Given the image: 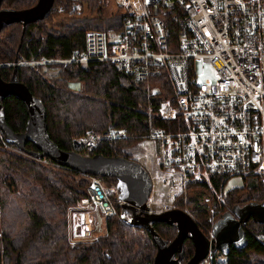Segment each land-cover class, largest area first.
Returning <instances> with one entry per match:
<instances>
[{"label": "trees", "instance_id": "trees-1", "mask_svg": "<svg viewBox=\"0 0 264 264\" xmlns=\"http://www.w3.org/2000/svg\"><path fill=\"white\" fill-rule=\"evenodd\" d=\"M36 2L3 0L2 6L22 10ZM106 5L105 0H54L47 17L25 26L15 22L4 27L0 32V73L6 81L15 73L42 99L48 132L60 148L75 150L73 139L89 131L100 135L107 129H123V138L101 140L93 150L79 152L130 158V148L149 140L151 120L157 126L168 122L156 112L149 115L147 111L151 100L155 106L163 100L174 101L166 73L151 77L153 88L149 91L144 83L135 82L109 60L86 64L38 62L70 58L83 51L89 30L118 32L122 15L118 12L107 16ZM84 6L90 10L89 15L82 14ZM63 12L80 17L52 24L54 15ZM76 82L81 83L80 90L71 87ZM2 103L6 122L14 131H24L28 118L25 103L15 96L5 97ZM26 148L38 150L30 141ZM94 178L115 188L111 197L116 213L106 216L105 233L91 240L75 239L72 213L85 208V201L91 203ZM254 178L253 184L227 192L228 206L233 209L245 202L264 201V187L259 178ZM116 182L114 176L86 174L58 165L49 157L41 159L22 152L9 144L0 130V264H154L157 248L150 231L126 224L120 217ZM192 205L209 226L221 218H210L207 207L198 206L194 198ZM217 212L219 215L223 211ZM154 227L168 241L177 234V228L168 223L154 222ZM247 228L264 231V223L251 218L245 224L248 245L242 249L231 247L228 264H250L255 260L250 261L246 250L261 251ZM193 253L194 244L188 238L180 264H185Z\"/></svg>", "mask_w": 264, "mask_h": 264}, {"label": "built area", "instance_id": "built-area-1", "mask_svg": "<svg viewBox=\"0 0 264 264\" xmlns=\"http://www.w3.org/2000/svg\"><path fill=\"white\" fill-rule=\"evenodd\" d=\"M114 2L122 15L118 32L89 30L83 51L38 62L109 60L149 91L151 77L166 73L174 101L155 106L151 100L147 107L149 115L156 112L168 122L148 135L158 153L149 171L152 190L145 212L181 208L209 240V251L198 264H228V254L213 245L214 225L198 216L191 200L206 206L210 218H222V213H233L226 199L229 179L256 177L264 187V0ZM124 136L123 129L100 135L89 131L75 137L73 146L77 151L93 150L100 140ZM92 186L91 203H98L107 216L115 214L110 199L114 188H103L97 178ZM216 208L225 211L215 215ZM72 218L73 237H88L92 212L76 209ZM247 229L264 252V231Z\"/></svg>", "mask_w": 264, "mask_h": 264}, {"label": "water", "instance_id": "water-1", "mask_svg": "<svg viewBox=\"0 0 264 264\" xmlns=\"http://www.w3.org/2000/svg\"><path fill=\"white\" fill-rule=\"evenodd\" d=\"M2 2L3 0H0V32L11 23L18 22L25 26L47 17L54 4V0H37L33 6L21 10L3 7ZM8 96H15L25 103L28 118L24 131H14L5 120L2 100ZM0 130L9 144L16 145L20 151L36 158L49 157L58 165L86 174L116 177L117 197L121 200L120 217L126 224L142 226L150 231L157 248L154 264H180L184 257V242L188 238L194 244V253L185 264H198L207 255V236L181 208L158 214L145 212L152 190V180L149 170L141 162L125 156H107L101 153L86 155L77 150L62 149L54 143L48 132L47 111L42 99L34 95L15 73L8 81L4 80L0 73ZM29 141L33 142L38 150L27 149L26 143ZM232 210L233 213L224 214L214 224L216 241L213 245L224 254H228L231 247H247L249 240L244 224L251 218L258 223H264V201L248 202L235 206ZM154 222L174 225L177 228L176 236L171 241L164 239L155 229Z\"/></svg>", "mask_w": 264, "mask_h": 264}, {"label": "rangeland", "instance_id": "rangeland-1", "mask_svg": "<svg viewBox=\"0 0 264 264\" xmlns=\"http://www.w3.org/2000/svg\"><path fill=\"white\" fill-rule=\"evenodd\" d=\"M105 2L107 4L105 7V14L107 16L114 15L115 13L119 12L118 6H116L114 0H105ZM81 12L83 15H89L90 14V10L86 6L83 7ZM77 17H80V16L63 12V13H58V14L54 15L51 22L54 25H60V24H63V22L67 23L69 21H72V19H74V18L77 19ZM28 62L31 63L30 61H28ZM207 71L210 72L211 68L207 67ZM71 87L73 89L80 90L81 83H79V82L72 83ZM157 153H158L157 145L154 141H151V140L141 142L140 144L129 149V157L133 158V159H137L138 161L142 162L144 164V166L149 171L155 165ZM255 181H256V179L253 177H247V178L233 177L227 181L225 189L227 191H229L230 189H232L234 187H239V186H243V185H251ZM101 186L104 188L106 185L101 183ZM114 191H115V188H114ZM93 193H94V188L92 186V188L90 190V194L93 195ZM110 199H111V202L113 204V199L111 196H110ZM85 202H86L84 204L85 208L89 209L90 212H92V219H93V224H94L93 225L94 228H92L91 233H89L90 235L88 234V237L85 236V238L91 240L92 238H97L101 234L105 233V231H106V225L105 224H106L107 214H106L104 209H102L100 206H98V203H96V202L90 203L87 201H85ZM246 203H248V202H245L242 205H244ZM196 204H197V200H196ZM228 205L229 204L227 203V206ZM191 206H193L192 200H191ZM228 207L231 208L230 206H228ZM194 208L196 211V207H194ZM207 210H208V208H207ZM222 210L225 211L224 208ZM208 212L210 213V210H208ZM215 215H218V212L215 213ZM209 217H210V214H209ZM246 251H247V255H248L249 259H251L250 261H253V260H256L257 262L264 261V252L261 253V251L259 252V251L254 250V249H249Z\"/></svg>", "mask_w": 264, "mask_h": 264}, {"label": "bare ground", "instance_id": "bare-ground-1", "mask_svg": "<svg viewBox=\"0 0 264 264\" xmlns=\"http://www.w3.org/2000/svg\"><path fill=\"white\" fill-rule=\"evenodd\" d=\"M156 127H159V126H157L156 125V123L154 122V121H150V124H149V133H148V135L150 134V132L153 130V129H155ZM118 130H120V129H118ZM125 131V130H124ZM126 134V133H125ZM116 139H118V138H116ZM105 140H109V141H113L114 139H105ZM101 141V140H100ZM254 178V177H253ZM261 181V180H260ZM241 206V205H240ZM223 209V208H222ZM218 210V208H216L215 210H217V211H219V212H222V211H224V210ZM187 213V212H186ZM188 214V213H187ZM190 215V214H189ZM191 216V215H190ZM191 218L193 219V220H195L192 216H191ZM197 224H198V226L200 227V229L202 230V227H201V225L197 222V221H195ZM203 231V230H202ZM260 252V251H259ZM262 253V252H261Z\"/></svg>", "mask_w": 264, "mask_h": 264}, {"label": "flooded vegetation", "instance_id": "flooded-vegetation-1", "mask_svg": "<svg viewBox=\"0 0 264 264\" xmlns=\"http://www.w3.org/2000/svg\"><path fill=\"white\" fill-rule=\"evenodd\" d=\"M137 160V159H136ZM140 162V161H139ZM142 163V162H141ZM143 164V163H142ZM144 165V164H143ZM251 202H253V201H251ZM263 202V201H262ZM262 202H257V203H262Z\"/></svg>", "mask_w": 264, "mask_h": 264}]
</instances>
